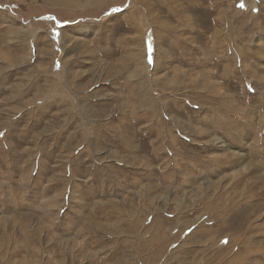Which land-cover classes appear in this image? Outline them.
<instances>
[{
	"label": "rangeland",
	"instance_id": "374dc122",
	"mask_svg": "<svg viewBox=\"0 0 264 264\" xmlns=\"http://www.w3.org/2000/svg\"><path fill=\"white\" fill-rule=\"evenodd\" d=\"M0 264H264V0H0Z\"/></svg>",
	"mask_w": 264,
	"mask_h": 264
},
{
	"label": "snow or ice",
	"instance_id": "6c2138e0",
	"mask_svg": "<svg viewBox=\"0 0 264 264\" xmlns=\"http://www.w3.org/2000/svg\"><path fill=\"white\" fill-rule=\"evenodd\" d=\"M240 6H241V7H244V5H243V4H241Z\"/></svg>",
	"mask_w": 264,
	"mask_h": 264
}]
</instances>
